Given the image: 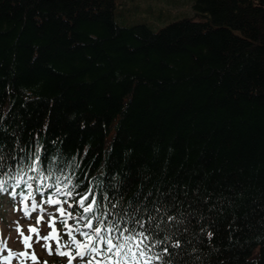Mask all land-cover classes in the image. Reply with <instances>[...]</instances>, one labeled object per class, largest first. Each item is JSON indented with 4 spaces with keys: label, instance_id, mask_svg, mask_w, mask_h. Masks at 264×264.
<instances>
[{
    "label": "trees",
    "instance_id": "1",
    "mask_svg": "<svg viewBox=\"0 0 264 264\" xmlns=\"http://www.w3.org/2000/svg\"><path fill=\"white\" fill-rule=\"evenodd\" d=\"M128 1L0 0L8 131L100 191L198 190L214 235L192 237L195 264H264V0H193L173 21L149 1L150 24L123 25Z\"/></svg>",
    "mask_w": 264,
    "mask_h": 264
},
{
    "label": "snow or ice",
    "instance_id": "2",
    "mask_svg": "<svg viewBox=\"0 0 264 264\" xmlns=\"http://www.w3.org/2000/svg\"><path fill=\"white\" fill-rule=\"evenodd\" d=\"M4 132L7 137L0 136V194L15 197L13 189L21 184L28 189L35 185L39 193H45L46 188L52 190L46 193L47 203L60 204V216L72 219V223H63L69 238L61 244L57 216L53 215L47 221L52 231L37 235V241L48 242L49 254L54 241L60 249L58 254L68 257L67 264H73L76 257L80 258L79 264H195L198 257L194 255L197 248L192 237L203 236L210 242L214 235L197 199L198 190L190 194L186 187L141 185L133 191L130 181L109 180L100 191L83 175L77 176L79 165L75 159L63 158L41 142L39 134L24 140L21 133L8 131L0 115V133ZM74 194L77 200L72 199ZM30 196L31 191L25 194V212ZM61 196L68 198L69 209L75 205V215L73 211L66 212ZM202 199L205 204L209 201L208 196ZM31 205L38 207L35 199ZM212 207L209 205V211ZM38 219L44 220V216ZM29 229L40 232L34 225ZM20 230L23 232L22 227ZM24 242L32 247L26 234ZM22 256L34 262L40 259L34 249Z\"/></svg>",
    "mask_w": 264,
    "mask_h": 264
},
{
    "label": "rangeland",
    "instance_id": "3",
    "mask_svg": "<svg viewBox=\"0 0 264 264\" xmlns=\"http://www.w3.org/2000/svg\"><path fill=\"white\" fill-rule=\"evenodd\" d=\"M151 1L152 5L155 8L164 9L168 12H171L173 14H177L174 17L170 16V20H176L182 17L186 16H192L195 14V11L193 9V0H129L126 4V7L128 8L127 13H120L118 11L117 16L120 17V14H123V16L127 17V22L122 23L123 25H134L137 23L146 22L150 24L151 16L148 15L146 12V8L151 5L149 2ZM129 14V15H127ZM127 15V16H126ZM168 18V19H169ZM168 23V22H167ZM166 24V23H165ZM163 24L159 25V27L163 26ZM157 27V28H159ZM55 199V197H53ZM9 200L6 201V199H2L1 203L4 208L3 214L5 216L3 224V228L5 231V239H7L8 246L5 242V250L11 249L13 251L14 255V264H44V261H47L48 264H51L55 262L54 264H67L68 257L59 255L58 252L60 249L57 248L55 242H52V253L49 254L47 251L46 245L47 241L45 240H39L37 241V235H47L49 232L52 231V228L50 227L49 221L53 215L57 216L56 227L60 229V235H65V238H67V234L62 232V223L67 221V223H72V219L65 216H60L59 212H50L51 208L49 205L48 207L50 209H46V212L43 216H48L44 220H39L36 215H30L28 217H23L24 215L21 211V208H18L19 210L12 211L11 207L8 204ZM42 204V200L39 201V207ZM66 212L70 211L68 208V204H65ZM73 215H75L73 213ZM50 216V217H49ZM35 219L37 220H34ZM1 224V225H2ZM29 225H34L38 229H40V232L32 233L29 229ZM21 227L23 228V232H21ZM28 235L30 237V243L32 244V247H27L26 243L24 242V235ZM34 249L35 254L40 258L38 261H32L31 257H23L22 253L32 252ZM86 259V258H85ZM79 257H76L73 264H79ZM2 264H6L5 262H2Z\"/></svg>",
    "mask_w": 264,
    "mask_h": 264
}]
</instances>
